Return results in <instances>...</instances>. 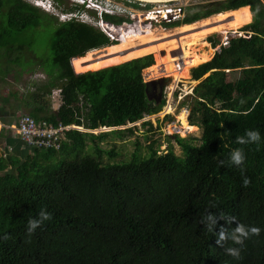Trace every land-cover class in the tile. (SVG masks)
Returning <instances> with one entry per match:
<instances>
[{
  "label": "trees",
  "instance_id": "1",
  "mask_svg": "<svg viewBox=\"0 0 264 264\" xmlns=\"http://www.w3.org/2000/svg\"><path fill=\"white\" fill-rule=\"evenodd\" d=\"M247 5L253 21L241 27L244 35L230 36L209 61L190 71L199 83L181 106L188 107L190 125L201 127L203 134L198 140L175 134L181 154L172 146L158 153L153 141L147 156L135 151L128 160L103 162L102 153H117L99 142L109 136L122 139L135 126L99 133L70 128L58 149L29 146L13 128L1 127L0 137L14 131L19 139L11 142L9 157L0 154V264H264V2L188 5L173 27ZM104 19L116 24L127 20L108 14ZM33 27H45L53 36L49 64L27 57L30 49L14 36ZM117 43L88 23L58 21L24 0H0V49L6 56L1 75L21 76L41 68L47 76L44 82L33 81L32 90L1 95L0 121L16 125L28 114L53 126L94 130L125 126L161 111L164 99L157 104L148 98L143 75L154 64L152 54L74 71L73 58ZM217 44L214 40L212 47ZM86 64L87 56L77 69ZM234 72L238 75L229 80ZM57 88L62 104L54 110L47 97ZM250 129L261 133L259 147L236 143V136ZM87 139L94 142L92 153L85 150ZM234 148H242L246 156V187L240 169L228 162ZM41 209L51 218L29 235L27 220ZM206 210L236 220L218 219L209 232L200 224ZM238 223L261 231L243 245L230 240L218 245L221 226L230 230ZM226 247L240 248L239 259L227 255Z\"/></svg>",
  "mask_w": 264,
  "mask_h": 264
},
{
  "label": "rangeland",
  "instance_id": "2",
  "mask_svg": "<svg viewBox=\"0 0 264 264\" xmlns=\"http://www.w3.org/2000/svg\"><path fill=\"white\" fill-rule=\"evenodd\" d=\"M24 1H26L30 4L33 3V0H24ZM179 1L187 3V6H188V5L198 4V3H204L207 0H179ZM50 3H52L55 7L52 11L53 13L46 12V11L42 10L40 7H38V8L41 12L48 13L49 15L55 17L58 21H63V19L68 17V16L65 17L64 15L61 16L62 13H67L66 11H64V8L65 9H68V8L73 9V10H71L72 12L71 11H68V12L74 13L73 16L75 18H73V19L76 21L84 22V21L93 20V18L88 19L85 14H82V16L77 14L76 10H75L76 8L72 6L73 2H71V0H61V1L50 0ZM251 13H252V11H251ZM252 15H253V13H252ZM79 17H81V18H79ZM252 21H253V18L247 24L251 23ZM172 24L173 23L167 24L169 26L166 27V29H164V30H167V31L172 30L171 28H173V26H174V24L173 25ZM245 25H243V26H245ZM161 29H163V28H161ZM240 33L244 35V31H241V27L237 30L229 29L227 34L214 32V33L205 35L203 37V40H201L200 43L203 44L206 42V44L209 43V45L212 46V43L214 42V40H218L219 44H217L216 47H213L215 49V48L220 47L221 41H222L224 35H228V36L229 35H239ZM16 34H14V36L19 35L18 40H20L21 44H24L26 46V48L30 49L29 53H27V55H28L27 57H29V58L37 61V62L40 60L39 58H43L44 60L47 61L46 62L47 64L50 63V58H51L50 53H51V44L53 41V36H52L49 29H47L45 27H38V28L33 27V28H29V29L21 32L20 34L19 33H16ZM20 42H17L16 45H19ZM202 50H206V49H204V47H202ZM30 52H32V53H30ZM172 54L175 56H178V54H180L179 48L174 49L172 51ZM152 55L154 57V63H155L157 56L155 57L154 54H152ZM157 55L160 56L159 53H157ZM212 57H213V55H212ZM3 60L4 61L6 60V56L4 55V51L2 49H0V101H1V95H3L4 93H8L9 91H14V90H19L20 92H22V91H24V87H25V89H29L30 84L33 83V81L34 82L37 81L38 83H41V82H44L45 79H47V76L44 75L42 69L39 68L40 66H37V64H36V66L39 69H36V70L34 69L35 70L33 72L34 75H29V77L27 76L26 78H23L22 75H21L22 76L21 77V76L14 75V74L13 75H5V74L1 75L2 74L1 70L3 67V65H2ZM85 61H86V53L83 56H78V57H75L72 59L73 69L76 73H82L85 71L93 70L92 68H90L89 64H86V66H84L82 69H77V64L85 63ZM36 66H34V67H36ZM192 68L193 67H191L189 69V74H190V71ZM148 71H149L148 68L143 70L144 79L147 81L152 80V79L161 80V83L163 84V94H162L161 101H162V99H164L165 103H164L161 111H159L158 113L152 114V115H146L142 119H140L139 121L134 122V123H129L128 125L125 126V128H122V129H126L129 127L135 126L136 127L135 131L132 134L127 133L126 136L122 139H119V138L114 137V136L113 137L109 136L105 140L100 141L99 145L104 150H114L117 153V155L114 157H110L109 154L102 153L100 158L102 159L103 162H108V161L113 162V161L122 160V159L128 160L131 158L132 154L135 153V151H137V153L142 157L147 156L149 151H150L149 146L151 145V142H153V141H155V147L158 148V153H165L169 149V147L172 146V148L174 149L176 154H181V148L175 142V137H174L175 134H178L181 137H187V138L194 137V138H197V140H198V138L202 137L203 129L199 126H197V128L194 131L186 132V133H181V132L175 130V127H174L175 125H180V122L178 120V114H180L182 112L181 110L187 111L186 118H187V121L189 123L190 110L188 109V107L186 105L181 106V103L185 99L184 96H186L187 94L191 95L193 93V89L199 83V80H192L191 74H190L188 79L181 78L177 82L174 80V77L171 75L157 74V75L152 77L151 71H149V72ZM35 72L42 73V75H35ZM236 75H238L237 72L230 73L228 75V79L232 80V79H234V77ZM16 77H17V79H15ZM159 86L160 85H157V88L155 89V91H153V88H152V92H150L151 95H157L158 94L159 89H160ZM19 88H21V89H19ZM32 89L33 88L30 87V90H32ZM47 98L49 99L50 107L54 110L58 109L60 107V105L62 104L61 89H58V88L53 89L51 91V95ZM5 111L11 112L9 109H5ZM18 112H20V111H18ZM0 113H2V114L4 113L3 110L1 109V106H0ZM17 113H16V115H17ZM11 115H13V114H11ZM145 121H150L152 123V126H150L148 124L144 125ZM4 125H8V124H4ZM2 126L0 124V127H2ZM7 128H8V126H6V129ZM0 130H1V128H0ZM80 131L88 132L87 129L86 130H80ZM100 131L102 132V130H94V133H99ZM95 142H98V141L96 140ZM93 144H94L93 141H90L87 139V146H86L85 150L87 152L92 153V151H93L92 145ZM9 151H11V147L7 146L6 143H4V141H2L0 139V154H2L3 156L9 157V155H10ZM8 171L15 172L16 170L14 167H9Z\"/></svg>",
  "mask_w": 264,
  "mask_h": 264
},
{
  "label": "bare ground",
  "instance_id": "3",
  "mask_svg": "<svg viewBox=\"0 0 264 264\" xmlns=\"http://www.w3.org/2000/svg\"><path fill=\"white\" fill-rule=\"evenodd\" d=\"M144 1L164 2L172 0ZM251 19L252 14L248 5L221 12L211 18L179 26L169 31L160 27H145L143 23L145 19H141L138 27L137 25H131L128 28L129 30L127 28L123 29L122 38L117 44L90 50L86 53V56L90 68L97 70L120 64L133 58L154 54L155 57L157 56L156 62L148 67L152 77L157 74H168L173 76L174 80L178 82L181 78H189V69L191 67L198 66L211 59L214 48L202 50V47L204 49L207 48V44L206 42L200 43L205 35L214 32L227 34L229 29L237 30L250 22ZM178 48L181 52L180 55H173L172 51ZM180 59L182 60L181 68H179L181 70L176 66V62ZM181 111L178 114L180 125H175V130L181 133L194 131L197 126L188 123L186 110Z\"/></svg>",
  "mask_w": 264,
  "mask_h": 264
},
{
  "label": "built area",
  "instance_id": "4",
  "mask_svg": "<svg viewBox=\"0 0 264 264\" xmlns=\"http://www.w3.org/2000/svg\"><path fill=\"white\" fill-rule=\"evenodd\" d=\"M75 5H85L96 13L97 17L86 15L88 24L99 28L110 41H119L122 38L123 29L131 25H140L139 20L143 21L145 27L163 28L167 24L174 23L184 18L187 3L179 0L150 2L144 0H71ZM36 4H43L42 0H34ZM104 14L115 17H124L126 21L120 24L113 23L104 19ZM73 13H68L64 20L73 18ZM241 34V33H240ZM239 34V35H240ZM229 42V36L224 35L221 45L225 46ZM220 45V46H221ZM180 58V57H179ZM179 61V62H178ZM176 62L177 68H181L182 60ZM19 135L20 139L27 145L38 148L58 149L60 139L63 138L65 130L72 126L59 124L50 125L46 121H36L28 114H22L16 125H10Z\"/></svg>",
  "mask_w": 264,
  "mask_h": 264
},
{
  "label": "clouds",
  "instance_id": "5",
  "mask_svg": "<svg viewBox=\"0 0 264 264\" xmlns=\"http://www.w3.org/2000/svg\"><path fill=\"white\" fill-rule=\"evenodd\" d=\"M44 2L43 4H36L33 0V5L36 7H40L42 10L53 13V9L55 8L52 3H50V0H42ZM72 2V1H71ZM264 2V0H262ZM73 4V3H72ZM73 7H76V13L81 15H92L94 17H97L96 13L87 8L84 4L83 5H72ZM72 12V11H71ZM62 13V15H67L68 13ZM75 12V11H74ZM74 14V13H73ZM64 18V17H63ZM75 18V17H73ZM81 18V17H79ZM63 21H65L63 19ZM82 22V21H81ZM85 23H88V21H84ZM251 34V33H250ZM240 35H229L230 36H241ZM113 42V41H112ZM119 42V41H116ZM223 46V45H221ZM181 53V52H180ZM180 55V54H178ZM147 82V80H145ZM134 123V122H133ZM190 124V123H189ZM74 126V125H73ZM73 126L71 128H73ZM126 126V125H125ZM222 139V137H220ZM236 143L240 145L245 144H256L258 147L262 142L261 133L258 130L250 129L245 130L244 135L242 136H236L235 138ZM246 156L242 148H234L230 151L228 155V162L230 165L236 166L240 169L241 175H242V184L243 186H247L249 184V179L246 176H243V165L245 162ZM221 164L224 163V161H220ZM51 218V214L46 212L45 210L41 209L38 213V216L35 218H29L26 223V231L29 235H31L38 227L42 225L44 221H47ZM218 219H226L228 222H233L236 220V217H228L224 215H218L215 212L206 210L204 214L201 215L200 218V224L204 226V228L207 229L209 232L214 231V227L217 224ZM260 228L256 226H247L243 223H238L234 228H231L230 230H225L222 226L220 228L219 233L216 235V243L218 245H224L225 241L230 240L234 245H243L244 241L248 239L251 235H259ZM225 253L233 258L239 259L240 256V248L238 247H226L224 249Z\"/></svg>",
  "mask_w": 264,
  "mask_h": 264
},
{
  "label": "water",
  "instance_id": "6",
  "mask_svg": "<svg viewBox=\"0 0 264 264\" xmlns=\"http://www.w3.org/2000/svg\"><path fill=\"white\" fill-rule=\"evenodd\" d=\"M147 87H146V92H147V95H148V98L149 99H156L157 100V104L160 103L161 101V98H162V94H163V84L161 83V80H157V79H152V80H149L147 81ZM157 85H160V89H159V92L157 95H151V91L150 89L151 88H157ZM73 128L75 129H78V130H86V129H83L79 126H73ZM122 128H125V126H114V127H101V128H97V129H94V130H102V131H110V130H114V129H122ZM94 130H88V132H93L94 133ZM101 132V131H100Z\"/></svg>",
  "mask_w": 264,
  "mask_h": 264
},
{
  "label": "crops",
  "instance_id": "7",
  "mask_svg": "<svg viewBox=\"0 0 264 264\" xmlns=\"http://www.w3.org/2000/svg\"><path fill=\"white\" fill-rule=\"evenodd\" d=\"M249 6V5H248ZM250 7V6H249ZM251 9V8H250ZM229 11H231V10H229ZM251 11V10H250ZM218 14H220V13H218ZM218 14H214V15H212V16H210V17H207V19L208 18H211V17H213V16H216V15H218ZM252 14V13H251ZM252 18H253V15H252ZM206 18H204V19H201V20H205ZM201 20H199V21H201ZM199 21H196V22H199ZM191 24V23H190ZM183 25H188V24H182V25H180V26H183ZM177 27H179V26H176V27H173V28H171V29H175V28H177ZM220 33V32H219ZM208 34H211V33H208ZM107 47V46H106ZM221 47V46H220ZM220 47L219 48H215L214 49V53H213V56H214V54H215V52L216 51H219L220 50ZM208 48H213L211 45H209V43H207V48H206V50L208 49ZM179 53H180V50H179ZM116 65V64H115ZM146 69V68H145ZM37 72H35V75H42V73H37ZM15 75V74H14ZM29 75H34L33 74V72H29V73H25L24 75H22L23 76V78H26L27 76L29 77ZM45 75V74H44ZM19 76V75H18ZM0 124H1V126L3 125V126H10V125H4L3 123H1V121H0ZM15 124H13V126H14ZM1 128V127H0ZM16 132V131H15ZM0 139L2 140V141H4V143H6V145L7 146H10V147H12V145H11V142L12 141H15V139L18 141V137L16 136V134L14 133V132H9V133H5V135H3L2 137H0ZM22 143V142H21ZM19 144H20V142H19ZM23 145V144H22Z\"/></svg>",
  "mask_w": 264,
  "mask_h": 264
},
{
  "label": "flooded vegetation",
  "instance_id": "8",
  "mask_svg": "<svg viewBox=\"0 0 264 264\" xmlns=\"http://www.w3.org/2000/svg\"><path fill=\"white\" fill-rule=\"evenodd\" d=\"M179 70H181V69H179ZM151 92H152V88H151V90H150ZM153 91H155V88H153ZM154 93V92H153Z\"/></svg>",
  "mask_w": 264,
  "mask_h": 264
}]
</instances>
